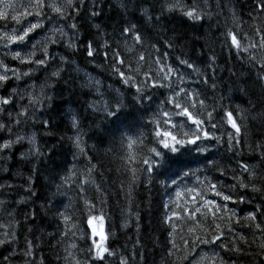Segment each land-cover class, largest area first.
Masks as SVG:
<instances>
[{
    "label": "trees",
    "instance_id": "obj_1",
    "mask_svg": "<svg viewBox=\"0 0 264 264\" xmlns=\"http://www.w3.org/2000/svg\"><path fill=\"white\" fill-rule=\"evenodd\" d=\"M46 2L49 5L53 4L49 0ZM194 2L196 3L195 0H85L84 7H80L77 2L78 12L75 9H67L66 18L58 17L50 7H46L43 13L48 15L46 18H55L60 25L63 23L70 36L73 35V30L67 26L75 23L78 27L75 35L76 39L82 42L81 48L89 40H96L98 45L107 41L114 50L122 53V58L126 61L122 69L124 71L129 67H136L138 51L128 52L123 48L124 40L120 39L117 25L123 27L125 21L136 24L143 32L146 43L156 44L161 57L167 54L165 63L184 76L188 90L198 93V99L206 100L208 111L212 110V105L221 102V97L226 109L229 106L234 109L239 105L249 110L242 145L235 151H229L226 132L223 130L216 132L215 135H224L225 142L209 145L212 149L211 156H208V153L203 154L214 160L216 167L207 166L206 161L193 152L192 156L183 157L187 163L183 172H188L189 175L184 176L182 172L176 185H172L171 180H166L165 176L156 177L149 182L146 174L142 172L140 157L146 154L147 147H151L152 144L145 141L146 147L142 149L136 134L143 131L145 136H149L152 133L151 125L147 129L143 127L150 118L151 110L140 108L132 100L133 92H127L126 107L117 117L106 119L103 112L95 115L87 108V104L92 101L90 96H87L88 91L84 90L82 95L80 91H74L63 97L60 94L62 83L56 85L54 80H48L47 74L39 70V73L34 75L35 86L53 84L54 90L46 89V92L57 103H52L51 109L49 107L51 100L44 103L41 120L49 121V124L42 123L38 131L40 146L33 153L35 158H31L22 143L13 145L5 152H13L18 157L13 170V181L20 180L19 184L24 182L21 184L27 189L31 186V193L34 194L28 193L22 186L12 190L16 200L24 198L25 203L18 208L14 205L15 202L9 204L8 207L12 211H9L7 219L12 218L20 223L21 221L26 223L20 225L21 227L24 225L25 229L22 234V244L15 228L7 232L2 229L6 223L2 222L3 224L0 225L3 235L5 233L9 234V237L13 233L16 235L15 252L19 256H16V261L14 260L13 263L10 261V264H31L33 261L35 264H41V261L43 264H60L59 260L64 249L68 250L67 255L69 251L73 252L71 245L76 243L79 235H87L86 219L97 217L99 214L105 216L109 223V227L105 223L106 228L113 234L110 249L114 255L109 256L103 264H120L121 259L126 260L127 264H148V262L149 264H194L193 258L199 260L201 257H204L203 264H213L214 260L215 264H219L220 260L225 264H264V251L260 248L264 243V234L255 227L256 223H261L264 227V217L253 222L243 220L247 212L259 203L257 194L249 190L243 203H235L245 191L238 187L240 181L247 179L246 174L241 171L242 164H248L254 167L259 175H264V152L257 147L264 145V80H258V74L264 75V72L260 71L259 64L253 66L249 63L248 58L253 56L250 50L252 48L247 52L243 51V48L248 47L250 43L259 44L261 36L256 29L264 32V12H260L256 7L259 0H217L214 8L205 12H210V16L205 14L203 21L194 22L181 11L182 6L186 10ZM167 4H177V6L174 11L169 12ZM162 5L165 6L163 11ZM145 8L148 9L147 15L142 13V9ZM93 11L101 14L93 17ZM223 11L226 13L224 14ZM233 12L236 15V22L233 27H229L233 20ZM156 17L161 19L157 22ZM151 22L155 25L150 26ZM13 23L9 22V24ZM230 29H234L235 33L241 36L242 47L239 51L235 47L229 48L224 43V33ZM108 34L113 35L109 37ZM158 34L159 40L155 39ZM220 35L221 40L218 38ZM169 40L172 42L171 48L166 43ZM117 43L120 44V48L116 47ZM128 43L131 46L132 41L129 39ZM212 43L220 45V50L213 48ZM228 43L230 44V40ZM222 47L226 52L221 51ZM252 50L256 52L257 58L264 56V48L258 47ZM58 51L56 47V52ZM64 52L73 63L71 68L64 66L63 79L65 75L74 79L86 77L85 74H89L87 70L92 67L87 63L91 62L97 66L96 72L104 76L105 83L112 80L121 91H124V86L116 82L119 77L112 75L108 61L103 59V52L94 61H89L86 55L77 49L64 48ZM59 55L57 54V59ZM36 57L42 58L39 52ZM211 57H215V63L209 66ZM111 58L112 54L109 52V59ZM178 58L193 63L201 74L197 75L186 65L180 64ZM59 66V64L53 65L49 68V73ZM77 67L80 69L78 72L74 70ZM143 67L144 70H148L147 65ZM140 78H143L142 75ZM205 79L208 81L207 84L203 82ZM73 86L75 87L76 84ZM237 88L241 93H237V90L233 93ZM160 91L156 93L152 109H155L159 100L168 95L166 91L161 95ZM108 93H105L104 99H109ZM249 101L255 105L249 104ZM190 110L197 112V109ZM70 113L78 115L83 153L73 142L77 132L71 126ZM204 114L206 116V113ZM94 126H99L102 132L92 130ZM225 127L229 131H234L228 125ZM15 130L14 124L12 133H16ZM187 130L183 129V131ZM5 132L7 131L3 133ZM122 136L126 138L123 143ZM129 139L137 141L135 147H127ZM129 156L133 157V160H129ZM7 158L12 157L7 155ZM3 159H5L4 153L0 154V161ZM74 161L77 163L75 170L77 179L71 177L65 183L64 177H70L67 173ZM93 165L95 167L89 177L88 168ZM133 168L137 169L136 175L139 179L133 180ZM175 171L177 167L173 166L167 175H172ZM29 177H31L30 183ZM85 179H90L92 182L85 184L84 191L81 192L80 185ZM32 181L36 185L32 186ZM210 184H215L216 191H220L223 195L231 194L232 199L224 201L222 196H217L209 187ZM57 185H62L60 193L53 195L57 193ZM177 193L180 195L178 196ZM70 194L74 195L75 201L72 202ZM3 199L5 200L4 194L0 193V200ZM204 201H212L213 204L205 206ZM53 205L55 207H52ZM89 205L92 207L90 208ZM215 206H220L221 209L226 207L229 211H218L214 216L208 209H215ZM65 207L67 214L72 217L67 226L55 216L57 208L63 211ZM197 208L200 209L199 212L196 211ZM231 210H235L237 215L229 222ZM191 213L195 215L192 216ZM23 214H27V218L29 216L31 220H21ZM167 217H171V220ZM47 218L54 220V224L51 225V222L48 225L45 222ZM237 219L242 220V223H237ZM65 233L67 235L64 240H67V244L61 242L60 234L63 237ZM193 233L209 239L211 238L209 233L215 235L223 233V236L215 247L198 245L197 250L192 251L191 248L185 247L184 241H191ZM27 241L33 242L34 250L31 256L23 257L19 252L24 253ZM69 242L73 244L70 245ZM174 244L175 248H173ZM10 247L11 244L6 245L5 249L7 254L11 255ZM237 248L240 251L234 250ZM186 255L189 256L188 260L183 259Z\"/></svg>",
    "mask_w": 264,
    "mask_h": 264
},
{
    "label": "snow or ice",
    "instance_id": "obj_2",
    "mask_svg": "<svg viewBox=\"0 0 264 264\" xmlns=\"http://www.w3.org/2000/svg\"><path fill=\"white\" fill-rule=\"evenodd\" d=\"M77 2L80 7L85 6V0H65V3L57 6L56 4H47L46 0H36L34 4L31 5L32 8H35L36 11H27L23 16H35L36 22L30 23L29 26L24 27L22 31L18 29H13V34L8 35L7 32L4 33V36L7 39V44L4 45L5 48H8L9 45H13L17 48H27L29 41H32L31 48L32 50L26 54H22V51H16L12 53V59L18 60L20 64L29 65L28 71H20L17 68H9L7 65L0 61V68H3V72H0V133H3L5 130L11 135L13 132V114L8 111L9 108L13 107L14 104H18L19 101L24 99V95H20L16 87L11 88L10 92L5 93L4 89H7L8 84L11 80L15 79L20 81L25 77L31 78L32 72L35 70L30 65H36V68L40 71L47 74L48 80H54L55 84L58 85L59 81L63 79L62 73L65 71V65L68 68H71L72 61L69 60L66 55H59L57 59V54L54 53L51 48L52 46L63 44L67 49H77L82 51L86 58L89 61H94L101 55L103 52V59L108 61L109 66L112 71V75L118 76L119 79L117 83H121L124 86V91L120 89L115 90V95H112L111 92L108 93L109 99H104L105 93L101 91V81L96 80L92 76H88L87 81L82 84V87H87L90 90L94 89L97 98L92 100L87 104V108L91 109L93 112L99 113L103 112L106 119H113L118 116V114L126 107L125 96L127 92H133L132 100L142 109L151 110V115L149 120L143 125L144 129H147L149 125L152 126V133L149 136H145L143 131L138 132L137 139L141 148L146 147L145 141L152 144L151 147H147L146 154L140 157V163L142 167V172L146 174V178L151 182L154 178L159 176H165L166 180H171L172 185H176L177 179H179L183 168L187 166V163L183 160L185 156H192L193 152L197 154L200 159L206 161L207 166L216 167L214 160L209 159L208 156H211L212 149L209 145L212 144H222L225 142L224 135H215L216 132H226L227 134V146L229 151H235L238 146H241L244 139L245 133L244 129L247 128L245 123L248 119V109L241 108L237 105L234 109L229 106V108H224L222 104L223 97L220 98L221 102H217L212 105V110L208 111V105L205 99H198V93L189 91L186 87V80L183 75L176 72V70L165 63V57L159 55V48L156 44L146 43V38L139 27L136 24L131 23L130 21H125L124 26L120 27L117 25V29L120 33V39L124 40L123 48L128 52L138 51L136 57V67H129L127 71L122 70L126 61L122 58V53L120 51L114 50L112 45L105 41L104 44H97L96 40H89L87 44H84L81 48V41L76 39L75 32L78 31V27L75 23L68 25L70 29L73 30V35L69 36L68 32L65 31L64 27H55L53 26L50 29H47V25L44 22V13L43 10L46 7H50L51 10L57 14L60 18H66L67 9H75L77 12L79 8L77 7ZM205 6L207 5V0H204ZM177 4H167V11L172 12L175 10ZM164 5H162V11L164 10ZM260 12H264V0H259V3L256 5ZM181 11L183 14L191 21L200 22L203 21L205 14L211 15V13H205L200 7V4L193 3L191 7H188L186 10L182 6ZM144 15L148 14V9H142ZM101 13L96 11L92 12L93 17H98ZM233 22H236V15L233 12ZM0 19H6L5 13L0 12ZM151 19V17H149ZM161 17H156L158 22ZM12 20L17 24H20L21 17L12 16ZM58 21L55 18H50L48 23L55 24ZM99 29V25L96 26ZM43 32L44 35L40 39L34 40L32 34ZM256 32L260 34L259 44L250 43L248 47L243 48L244 52H247L249 48H264V32L261 29H256ZM115 35V31L113 33ZM225 40L224 43L229 48L235 47L238 51L242 47L241 40L238 39L237 34L234 29H230L224 33ZM247 39V37H244ZM132 41L131 46L128 43V40ZM230 40V44L228 41ZM169 48L172 47L171 40L166 41ZM117 48H120V44L117 43ZM37 52L40 53L42 58L33 59L36 57ZM109 52L112 54V58L109 59ZM179 59V58H178ZM249 63L253 66L256 64L260 65V71L264 72V56H261L259 59L257 56L253 55L248 58ZM179 63L186 65L188 69H191L197 75H200V70L195 67L193 63H190L188 60L179 59ZM215 63V57L210 58V64ZM59 64V67L54 68L49 73V68L53 65ZM143 65L148 66V70H144ZM79 71L77 67L74 69ZM11 73V75H9ZM131 73V74H128ZM88 75V74H85ZM142 75V79L140 78ZM258 80H264V75L258 74ZM179 81V83H176ZM207 84V79L203 81ZM30 88L35 89V85H29ZM54 87L51 83H46L40 87L39 93L34 94L32 91H26L28 98V104L23 106L20 111L16 113L15 126H19L23 121L26 122L29 117L35 119L37 117V105L40 107L43 106V103L51 100L52 97L47 95L46 89H52ZM213 89H215V84H213ZM134 90V91H133ZM160 90H164L168 95L164 96L163 99L159 100V103L156 104L155 109H152V105L156 100V93ZM164 91H160L161 95H164ZM19 96V100H17ZM114 105V106H113ZM190 109H197V112L194 113ZM203 111H200V110ZM7 113L8 121L4 122V114ZM206 113V116L205 114ZM72 115L71 126L73 129L77 130V134L73 140L77 149L83 153L84 149L81 147V133H80V122L78 115L75 113H70ZM238 114V115H237ZM219 116V119L217 117ZM255 119V117H253ZM45 125L49 124V121H42ZM225 125L230 126L234 131H229ZM166 129V130H165ZM183 129H188L183 131ZM175 133V134H174ZM2 139V137H0ZM27 139L30 145H35V137L33 136H22L16 135L15 139H4L3 143H0V154L10 150L13 145L21 143L23 140ZM126 139L122 136L123 140ZM136 140H127V147L133 148L136 146ZM264 152V145H257ZM204 153H208V156H204ZM38 154V153H37ZM23 155V154H22ZM129 160H133V157L129 156ZM177 167L172 175H167L169 170L173 167ZM95 166L88 168L89 177ZM6 170V169H5ZM241 171L246 174V181L242 180L239 182L238 187L244 189V193L239 196V199L235 203H243L245 197L247 196L248 191L257 194V199L259 203L249 212L246 216L243 217V220L253 222L259 220L260 217H264V175H259L257 170L248 165L242 164ZM133 180L139 179L136 175L137 169L133 168ZM75 169L72 170V175H75ZM184 176H188V172H183ZM70 177H64V182L66 183ZM31 177H29V183ZM92 182L90 179H85L81 185V192L84 191V185ZM167 186V185H166ZM5 187H11L10 185L0 184V190ZM62 185H57V193H60V188ZM209 187L216 192L217 196H222L224 201H229L232 199V195H223L220 191H216L217 186L215 184H210ZM26 191L31 193V186L26 189ZM34 195V194H32ZM179 196L180 194L177 193ZM195 199V197H194ZM251 202V201H250ZM19 204H24L25 199L21 198L17 201ZM87 203V201H85ZM6 204V201L0 200V206ZM205 206L213 204L212 201H204ZM43 207V206H42ZM52 207H55L54 205ZM91 208L92 205H89ZM167 207V205H165ZM209 211L215 213L218 211L228 212V208L221 209L220 206H215V209L209 208ZM184 211H188L184 209ZM197 212L200 211L199 208L196 209ZM175 216L176 213L174 212ZM192 216L195 213H191ZM235 210H231V216L229 217V222L231 218L236 216ZM56 218L62 220V222L67 226L72 217L67 214V207L63 211H60L58 208L55 212ZM27 219V214L25 216ZM94 219L97 217H89L88 223L92 224ZM99 219H103L102 217ZM171 220V217H167ZM237 223H242V220L237 219ZM255 227L264 234V227L261 223H256ZM219 229V225H217ZM192 231V230H190ZM51 235V234H50ZM67 233H65V236ZM211 238H201V236L195 235L193 233L191 241L185 240L184 245L186 248H191L192 251L197 250L198 245H208L215 247L221 240L223 233L220 235H215L209 233ZM96 236H99V242L95 239ZM92 239L91 243L88 245L87 249L84 251V256L87 258V264H103V261L109 256H113L114 253L109 250L106 246L107 237L104 235L103 231L98 232L95 226L92 227ZM54 238V237H53ZM84 239L85 243H88V237L86 234L81 237ZM243 239V237H241ZM11 243H15V234H5L4 238L0 239V246H6ZM72 248H75L76 245H71ZM175 244L173 248H175ZM221 247H226L221 245ZM262 251H264V243L260 245ZM34 250V244L32 241H27L26 249L24 251L25 256H31ZM235 251H240V249H234ZM66 251H68L66 249ZM171 254V253H170ZM68 256L71 257L72 253L69 251ZM13 259L12 255L4 256L0 259V264H10V261ZM184 260H188L189 256L186 255L183 257ZM204 257H201L199 260L193 258L194 264H203ZM35 264V262H31ZM43 264V261H41ZM74 264H82L78 259H74ZM120 264H127V261L121 259ZM215 264V260L213 262ZM219 264H225L223 260L219 261Z\"/></svg>",
    "mask_w": 264,
    "mask_h": 264
},
{
    "label": "rangeland",
    "instance_id": "obj_3",
    "mask_svg": "<svg viewBox=\"0 0 264 264\" xmlns=\"http://www.w3.org/2000/svg\"><path fill=\"white\" fill-rule=\"evenodd\" d=\"M49 1H51L53 4H56V5H60V4H64L65 3V0H49ZM196 1V3H198V4H200V7L203 9V11L204 12H207V11H209V9L210 8H214V5H216L217 4V0H207V5L205 6V3H204V0H195ZM36 2V0H0V12H3V13H5V17L6 18H10L7 22H11V21H13L12 20V16H19V17H21V20H25V19H27V18H29L30 16H23V14L25 13V12H27V11H33V12H35L36 11V9L35 8H32L31 7V5L32 4H34ZM215 7H217V6H215ZM224 12V14L226 13V11H223ZM220 16L222 15V14H219ZM45 17H44V20H45V22H47L46 23V25H47V28H46V31H47V29H50V28H52L53 26H55V27H61V25L60 24H58V23H55V24H51V23H48V21H49V19L51 18V17H49V18H46V16H48L47 14L46 15H44ZM222 16H224V15H222ZM233 17V16H232ZM36 17L35 16H32V20H30L29 22H27V23H25L23 26H21V27H19V28H15V29H18V30H20V31H22L23 30V28L24 27H27V26H29V24L30 23H35L36 22ZM1 20V19H0ZM6 22V23H7ZM124 23V22H123ZM144 23H146V22H144ZM153 25H155V23H152L151 22V24H150V26H153ZM233 25H235L234 24V22H233V20H231V23L229 24V27H233ZM146 27V26H145ZM145 27H143L144 29H145ZM5 32H7V34L8 35H12L13 34V29H8V30H6V31H4V33ZM34 34L35 33H33L32 34V37H33V41L34 40H37V39H40V37L41 36H43L44 35V33L42 32V33H36L35 34V36H34ZM244 34V33H243ZM113 34H108V36L109 37H111ZM159 34L158 35H156L155 36V39H158L159 40ZM220 37H221V35L220 36H218V38L220 39ZM114 38V37H113ZM221 40V39H220ZM31 44H32V41H29V43H28V47L27 48H24V49H21V48H17V47H15V46H11V45H9V47L8 48H2V47H0V53L2 54V55H4V56H6L4 53H6V54H9V55H12V53H14V52H16V51H22V54H26V53H28V52H30V49H31ZM212 47L213 48H215V49H219V47H220V45H218V44H216V43H212ZM224 49V50H223ZM220 50V49H219ZM221 51H225V48L224 47H222V50ZM4 52V53H3ZM226 52V51H225ZM66 54V53H65ZM224 55V54H223ZM7 57H11V56H7ZM17 61V63L18 64H20V62L18 61V60H16ZM87 64H89L90 66H92L94 69H97V66L95 65V64H93V63H91V62H89V63H87ZM248 68V67H247ZM246 68V69H247ZM20 71H25V70H23V69H21ZM244 78V77H243ZM33 79H35L36 80V77L35 76H33ZM60 83H62V92H60V94L63 96V97H65L66 95H68L69 93H72V92H74V91H80L81 92V95H82V93H83V91H84V89L86 88V87H82L81 85L82 84H84L85 82H86V79L84 78V77H77L76 79H74V78H71V77H69V76H67V75H65V78L64 79H61L60 81H59ZM235 83V82H234ZM73 84H76V86L74 87L73 86ZM26 85H27V87H25L26 89H27V91H31V89H30V87H29V83H26ZM219 87V86H218ZM237 90V93H241V91L240 90H238V88L237 89H234L233 90V93H234V91H236ZM55 95V94H54ZM24 99L25 100H23V101H28V98H27V96L26 97H24ZM56 99H59V98H56ZM246 100V99H245ZM52 103H57V101H54L53 99H51V103H50V105L52 104ZM249 104H252L250 101L248 102ZM252 105H255V104H252ZM50 109H51V107H50ZM18 111H20V107H19V105L18 104H15L14 105V107L10 110V112H12V114H16ZM55 110H53V112H54ZM34 121H36L37 122V120H35V119H30V122H28V121H26V122H22V124H21V127L22 128H24V129H26V128H28V129H31V126H32V124L34 123ZM101 123V122H100ZM92 130H95L96 132H102L101 130H100V127L98 126V127H96V126H94L93 127V129ZM47 131V130H46ZM29 134H31V133H29ZM44 134H49V132H44ZM47 136V135H46ZM14 139H15V137H14ZM41 140H42V138H41ZM45 142L46 141H49V140H44ZM6 157L7 156H5V159H3L2 161H0V184H3V185H10L11 187H5L4 189H3V192H2V194H4V198H5V200L4 201H6V204L5 205H3V206H0V225L1 224H3L2 222H5L6 223V225L5 226H3V228L5 229L6 227H8L9 229H13V228H15V230H16V234L17 233H19V238H20V243L22 244V234H23V232H24V225H25V223H26V221H21V223L20 222H18V221H15L14 219H7L8 217H9V211H12V209L10 208V207H8V205L9 204H11V203H13V202H15L14 203V205L18 208L19 206H21V204H19V203H17V200H16V198H15V196L13 195V191L12 190H14L15 188H18V187H23L24 185L23 184H21V183H24V182H21L20 184H19V181L20 180H16V181H13V173H14V166L16 165V160L18 159V157L14 154V156H11L12 158H7L6 159ZM41 157H42V155H41ZM40 157V158H41ZM38 161H40V160H38ZM87 166H88V164H87ZM86 166V167H87ZM57 167V166H56ZM6 169V170H5ZM20 185V186H19ZM31 185L32 186H34V185H36V183L35 182H31ZM25 190L27 189L26 187H23ZM40 194V193H39ZM37 204H34V206H36ZM38 206V205H37ZM34 209L36 208V207H33ZM25 214H23V217H22V219L21 220H26V218H25ZM28 220H31V218L28 216V218H27ZM45 222L49 225L51 222H52V224L51 225H53L54 224V220H52L51 218H47L46 220H45ZM21 224H24L22 227L20 226ZM50 225V226H51ZM2 228V229H3ZM1 229V228H0ZM60 236H61V242L62 241H64V239H63V237H62V235L60 234ZM9 238H11V236L9 237ZM15 241H16V235H15ZM20 244V245H21ZM68 244H73V242H69ZM22 246V245H21ZM11 255L13 256V259L11 260V262L13 263L14 262V260L16 261V256H19L18 255V253L17 252H15V250H17L16 249V247H15V243H11ZM0 250L2 251V253H4L5 255H10V254H7L8 252L6 251V249H5V246H0ZM20 253V255L22 254L23 255V257H26L25 255H24V253H22L21 251L19 252ZM40 258H42L41 256H39ZM66 257H67V255H66ZM65 257H63V260H60V264H68L67 262H65ZM149 259V258H148ZM148 259H146V261L148 262ZM146 261H143V263H146ZM63 262H65V263H63ZM148 264H149V262H148Z\"/></svg>",
    "mask_w": 264,
    "mask_h": 264
},
{
    "label": "bare ground",
    "instance_id": "obj_4",
    "mask_svg": "<svg viewBox=\"0 0 264 264\" xmlns=\"http://www.w3.org/2000/svg\"><path fill=\"white\" fill-rule=\"evenodd\" d=\"M12 22L16 23L15 21H12ZM14 23H13V24H14Z\"/></svg>",
    "mask_w": 264,
    "mask_h": 264
}]
</instances>
